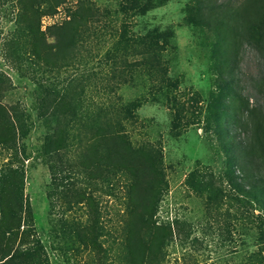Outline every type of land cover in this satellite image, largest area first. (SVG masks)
Instances as JSON below:
<instances>
[{
  "label": "rangeland",
  "instance_id": "obj_1",
  "mask_svg": "<svg viewBox=\"0 0 264 264\" xmlns=\"http://www.w3.org/2000/svg\"><path fill=\"white\" fill-rule=\"evenodd\" d=\"M121 1L65 0L55 13L44 15L41 29L53 51L58 40L65 38L57 26L81 21L83 33L78 46L72 52L63 51L61 60L51 67L34 58L35 36L18 20L22 2L0 4V104L8 109L16 129L11 142L6 140L2 118L0 187L14 176L19 179L50 264H132L126 237L135 228L131 224L134 211L137 204L150 205L157 187L161 195L156 216L189 224L184 227L192 229L191 240L198 239L193 250L198 264H244L254 250L262 248L257 243L264 208L256 199L231 189L223 178L230 166L228 115L224 113L229 99L221 93L219 69L227 40L194 22L185 11L190 0H146L145 12L128 19L120 11ZM217 1L221 4L218 12L227 16L230 7L234 11L244 5V0ZM124 21L132 36L148 35L163 48L169 83L179 86L181 117L185 116L178 127H174L176 112L168 107L171 104L155 95L156 89H150L152 79L136 65L138 56L126 45L118 46ZM228 21L235 27L232 17ZM240 47L238 74L250 85L249 79L263 69L264 60L243 39ZM114 55L119 61L117 77L133 78L117 94L138 106L136 117L123 122L124 138L132 146H125V166L132 164L137 171L120 162L112 166L107 149L90 133L98 123V103L108 105L116 99L102 91L118 82L105 66ZM74 76L79 77V90L84 89L78 115L68 127L67 143L50 149L46 137L56 121L44 113L42 98L50 88H66V81ZM211 113L215 121L209 128ZM193 170L214 177L221 187L216 197V190L212 193V203L208 195L199 196L188 186ZM3 223L0 198V229ZM234 247L239 254L231 252ZM186 249L187 245L172 243L163 264L190 262Z\"/></svg>",
  "mask_w": 264,
  "mask_h": 264
},
{
  "label": "trees",
  "instance_id": "obj_2",
  "mask_svg": "<svg viewBox=\"0 0 264 264\" xmlns=\"http://www.w3.org/2000/svg\"><path fill=\"white\" fill-rule=\"evenodd\" d=\"M20 1L24 6L19 13L18 20L25 31L27 30L35 36L32 44L34 58L42 61L46 67L55 66L63 57V51L66 52L70 49L69 51L72 52L78 46V41L83 35L81 21L73 25L74 21L68 20L62 26L56 27L65 38L58 40L59 44L53 51L50 48L51 44H48L46 38L43 37L41 19L44 15L55 13L58 6L62 5L65 0ZM145 1L122 0L120 11L123 17L128 19L131 16L143 14L149 5L144 4ZM3 3L5 0H0V4ZM45 4L47 6L43 7ZM220 5L217 0H190L185 6V11L199 27L213 31L218 39L220 33L227 40V44L223 48L224 61L221 62L219 69V80L222 81L221 93L229 99L226 101L229 108L224 110V113L228 115L226 130L230 140L228 146L230 166L223 178L227 180L231 189L239 190L244 196L256 199L264 208V186H259L264 181V175L261 173L264 158V63H262L263 69H260L258 75L254 74L249 79L250 85L241 74H238L242 39L264 60V0H244L242 9L236 8L232 11L233 8L230 7L229 16L218 12L221 8ZM231 17L235 21V27L228 21ZM122 29L118 46L126 45L128 51H132L134 55L138 56L136 65L143 71V75L148 76L149 80L152 79L153 83L150 89H156L155 95L161 96L171 104L168 107L173 108L176 112L175 118H173V122L176 120L174 127H178L185 116L181 117L182 104L177 92L179 86L169 83L171 78H169V67L163 63V48L159 42L151 39L148 35L132 36L126 21L123 22ZM20 32H22L21 29ZM118 62L116 55L112 57L110 63L105 62L107 72L112 73L113 78L118 82L116 86L110 87L111 78L106 79L109 85L105 86L102 91L110 96L114 95L116 99L109 102L108 105L98 103L99 111L96 118L98 123L90 133L95 134L98 139L96 142L100 147L105 146L106 153L113 161L112 166L120 162L123 167H127L125 166L124 149H126V144L131 149L132 146L124 138L123 122L131 121L136 117L134 109L138 106L134 101H124L117 94V89L133 80L132 76L126 77L122 74L120 78L117 77L116 64ZM77 80L79 77L74 76L66 81L69 84L66 88H50L42 98L44 113L52 114V121H56L52 133L46 137V145L50 149H58L56 145L67 143L68 127L76 121L78 105L84 93L83 88L79 90ZM258 92L261 95H258ZM7 113L8 109L0 104V122L3 117L5 118V129H3L5 134L3 133V135L6 140L11 142L16 129ZM214 121L213 113L209 114L207 117L209 128H212ZM141 150L145 149L136 151ZM156 161V157L153 156L152 164L157 170L159 166ZM127 168L132 170L135 167L131 164ZM132 171L137 170L133 169ZM196 173V170L191 171L188 177V186L199 196L208 195L212 203L218 191L222 190L221 187L214 177L208 178ZM18 180L14 176L0 187L1 208L5 217L4 228L0 229V264H50L44 245L35 232L30 204L24 201L23 187L19 185ZM215 190L216 193L212 197ZM160 192L161 189L157 187V192L154 190L155 198L150 197V205L137 204L135 208L136 217L131 223L135 228L130 230L126 237L128 255L132 264H163L168 256V247L176 241L189 247L186 249V253L190 262L184 260V263L198 264L197 256L193 254L198 239L195 236L191 240L192 229L184 227L189 224L185 225L179 218H174L171 221L160 220L156 216ZM263 226L264 222L260 226V237L257 243L258 247L262 248L254 250L244 264H264L262 255ZM231 252L239 254L240 251L234 247Z\"/></svg>",
  "mask_w": 264,
  "mask_h": 264
}]
</instances>
